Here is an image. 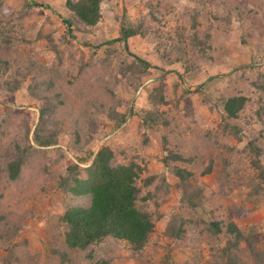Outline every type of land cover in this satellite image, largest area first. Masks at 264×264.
Segmentation results:
<instances>
[{"label":"rangeland","instance_id":"1","mask_svg":"<svg viewBox=\"0 0 264 264\" xmlns=\"http://www.w3.org/2000/svg\"><path fill=\"white\" fill-rule=\"evenodd\" d=\"M6 1L8 24H0V80H11L18 76V71L24 74L26 66L44 70V78L54 80L69 93L70 100L79 97L76 108L90 112H94V106L108 104L114 96L120 102L116 101V109L123 114L128 111V119L117 130L107 116L94 125L97 129L100 124L106 134L97 142V151L109 142L118 162L135 160L146 166L148 172L142 174L139 185L147 176L163 169L156 160L158 156L171 152L183 154L184 161L175 163L194 173L193 191L200 196L201 204L190 211L181 201L183 190L174 186L169 194L162 192L157 201L162 202L159 212L164 217L157 220L143 257L146 264H195V257L201 259L199 264H214V257L225 246L227 238L225 235L221 239L200 236L203 224L196 225L194 221L215 220L223 222L225 228L228 218L232 217L234 223L248 225L246 219L238 220L234 215L235 207L246 203L247 193L245 188L233 186L240 182L239 178L247 180L253 173L249 158L243 153L248 143L256 139L264 150V0H104L100 23L95 27L79 23L74 38L67 34L62 23V17L69 18L72 14L65 5L66 0H35L46 4L47 9L34 7L23 19L20 14L24 0ZM122 20L133 26L139 24L143 32L128 41L129 51L122 42L105 45L120 37ZM196 34L204 50L196 43ZM60 55L64 57L63 63L58 59ZM137 57L147 60L152 69L135 77L124 75L122 62L130 64ZM83 59L88 66L80 76L79 63ZM6 63L8 69L4 66ZM31 81L28 77L25 84ZM55 92L56 89L51 90L50 95ZM7 94L0 93V122L5 120L7 126L6 132H0V157L6 153L12 137L23 135L27 129L34 143L41 117V104L25 91ZM237 94L249 99L237 121L245 124L246 133L231 137L224 131L222 101ZM151 96L163 98V104L149 109L147 102ZM147 111L170 125L161 132L147 133L139 127L136 115ZM57 115L58 112L49 113L46 121L59 120ZM147 134L150 142L145 145L149 140L145 137ZM162 135L169 137L168 144L160 145ZM45 149L48 150H43L44 157H35L36 170L32 172L27 167L23 185L7 183L6 178L0 181L4 196L0 201L2 211L22 226L17 236L13 232L6 235L7 230L0 222V264H63L54 250L68 251L73 264H91L98 259L111 260L113 264H142L135 260L124 242L107 239L85 253L68 249L64 228L49 223L55 212L62 214L66 209L67 196L57 185L67 163L64 160L49 168V159L56 160L60 153ZM191 159L195 162L188 161ZM211 159L219 168L207 176L203 172ZM228 175L230 182L226 186ZM157 184L158 179L150 189ZM147 192L145 189L143 194ZM155 208V203L150 202L149 209L155 212ZM256 211L257 219L264 221V200ZM172 216L192 220L184 241L176 242L164 234V222ZM54 230L53 247L48 249L43 240L48 242V233ZM259 246L264 248L263 240ZM92 250L93 260L88 257ZM10 251L14 257H9L12 262H6L4 259ZM238 254L243 264H255L247 254L241 251Z\"/></svg>","mask_w":264,"mask_h":264},{"label":"trees","instance_id":"2","mask_svg":"<svg viewBox=\"0 0 264 264\" xmlns=\"http://www.w3.org/2000/svg\"><path fill=\"white\" fill-rule=\"evenodd\" d=\"M103 1L66 0L65 5L72 13L69 18L62 17V23L67 29V34L74 38V31L79 29V23L89 27L98 25L102 19L101 5ZM6 6L7 1L0 0V24L2 22L8 24ZM23 6L22 14L19 13L21 19L25 18L34 7L47 9L46 4L35 0H24ZM121 23L120 37L106 42L105 45L122 42L125 44V49L129 51L128 41L133 37L142 35L143 32L139 24L133 26L126 20H122ZM195 41L202 46V40L198 38L197 34ZM52 47L56 50L55 45ZM100 47L96 46V48ZM201 50H204L203 46ZM58 59L60 63H63L64 57L60 55ZM85 60L83 59L79 63L80 76L88 66ZM4 66L8 69L9 64L6 63ZM25 69L24 74L18 71V76L13 77L11 80L5 82L0 80V93L6 92L7 95H11L25 91L28 96L35 98L41 104V108H39L40 122L34 133V143L30 141L31 131L27 129L23 135L12 137L10 143L7 144L6 153L1 155L2 158L0 157V181L6 178L7 183L17 186L23 185L25 182L24 172H26L27 167L32 172L37 168L38 160H35V157L36 159L37 157H44L43 153L48 150L45 148L54 149L60 154L56 160L49 159V168L66 160L67 166L58 176L60 181L57 186L67 197L64 200L65 211L62 214L55 212L49 223L64 228V242L68 249L85 253L107 239L115 243L124 242L132 251L135 260L146 264L143 252L155 232L157 220L161 221L164 217L159 212V204L162 202L157 201L158 196L164 191L169 194L170 189L175 186L184 191L181 201L188 210L194 211L201 204L200 196L193 191L195 184H192L191 180L194 173L188 168L175 163L184 161L183 154L171 152L167 156H158L156 160L162 164L163 169L158 173H153L152 176H147L143 184L139 185L142 174L145 171L148 172L146 166L135 160H129L126 163L118 162L117 154L108 144L109 142L97 151V142L101 141L106 134H104L103 127L100 128V124L96 126L97 129L94 128V125L102 121V117L107 116L109 121L116 125L114 129L117 130L128 119V111L123 114L116 109V101L119 102V100L111 96L108 104L94 106V112L83 111V109L75 107V102L80 101L79 97L70 100L69 93L57 86L54 80L44 78L46 75L44 70L37 71L32 66H26ZM150 69H152L151 64L140 57H137L130 64L122 62L124 75L130 74L135 77L138 74L148 72ZM54 71L56 72V70ZM28 77H31L32 81L26 85L25 82H27ZM53 89H56V92L54 95H50V91ZM159 95L161 96V93ZM149 101L147 102L149 109H157L163 104V98L159 100L156 96H151ZM248 101L247 97L240 94L222 101L223 119L225 121L224 131L228 132L231 137H242L246 133L245 124L237 121L241 119V114L245 110ZM17 111L21 112L20 110ZM51 112H54V114L58 112L57 116L60 119L53 122L46 121V117ZM145 113L136 115L139 120V127L147 133H150V131L154 133L161 132L163 127L170 125L167 121H160L151 112L147 111ZM28 120L30 119L28 118ZM49 125H52L51 128H49ZM5 127H7L6 121L3 120L0 122V132L2 130L6 132ZM145 137L149 138L148 142L144 143L147 145L150 142V135L147 134ZM168 138V136L162 135L161 140L159 139L160 145L168 144ZM35 145L41 148H37ZM225 148L230 150L227 146ZM243 153L249 158L253 173L248 175L247 180L239 178L240 182L233 186L236 188L243 187L247 193L246 203L241 207H235L234 215L238 220L246 219L248 225L240 226L233 222L232 217L228 218L229 224L225 228L223 222L215 220L210 223H206L201 219L194 221L196 225L203 224L202 230L199 231L200 236L206 234L210 238L215 236L216 239H221L220 237L225 235L224 237L227 238L225 246L214 257L215 261L212 262L214 264H243V260L240 259L238 254L239 251L253 258L255 264H264V248L259 246L261 240L264 241V221L258 220L256 215L259 204L264 200V150L256 139H252ZM70 155H73L74 159H71ZM188 161L195 162L194 159ZM225 162L231 164L229 160ZM210 163L204 170V175H211L214 170L219 168L214 159H211ZM167 172L173 176L174 182L168 178ZM157 179L158 184L151 190L150 188L155 185ZM229 182L230 176L228 175L226 176V186H229ZM145 189L148 192L143 194ZM229 190H232V188L229 187ZM3 198L2 190L0 201ZM150 202L155 203V212L149 209ZM13 221V217L2 211L0 203V222L8 231H6V235L13 232L14 236H17L22 230V226H18ZM164 224L165 236L178 242L186 239L188 224H192V220H183L172 216ZM55 231L48 233V242L43 240L48 245V249L53 247L51 240L55 236ZM243 244L246 247L242 248ZM214 250L216 249L214 248ZM54 252L55 256L62 259L63 264H73L68 251L54 250ZM8 253V257L4 260L12 262L14 254L11 251ZM93 255L94 251L92 250L88 257L93 260ZM200 262V258H194L195 264ZM91 264L113 263L111 260L98 259L91 261ZM169 264L178 263L169 262Z\"/></svg>","mask_w":264,"mask_h":264},{"label":"water","instance_id":"3","mask_svg":"<svg viewBox=\"0 0 264 264\" xmlns=\"http://www.w3.org/2000/svg\"><path fill=\"white\" fill-rule=\"evenodd\" d=\"M99 151V150H98Z\"/></svg>","mask_w":264,"mask_h":264}]
</instances>
